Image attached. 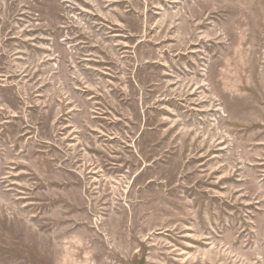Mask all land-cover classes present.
Returning <instances> with one entry per match:
<instances>
[{
  "label": "rangeland",
  "instance_id": "374dc122",
  "mask_svg": "<svg viewBox=\"0 0 264 264\" xmlns=\"http://www.w3.org/2000/svg\"><path fill=\"white\" fill-rule=\"evenodd\" d=\"M0 264H264V0H0Z\"/></svg>",
  "mask_w": 264,
  "mask_h": 264
}]
</instances>
